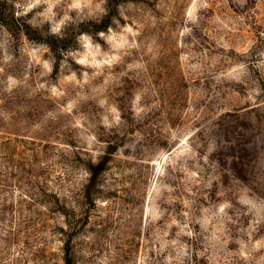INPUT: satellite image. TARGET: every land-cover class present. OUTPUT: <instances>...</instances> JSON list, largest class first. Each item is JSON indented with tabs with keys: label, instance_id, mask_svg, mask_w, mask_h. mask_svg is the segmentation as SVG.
<instances>
[{
	"label": "rangeland",
	"instance_id": "1",
	"mask_svg": "<svg viewBox=\"0 0 264 264\" xmlns=\"http://www.w3.org/2000/svg\"><path fill=\"white\" fill-rule=\"evenodd\" d=\"M0 264H264V0H0Z\"/></svg>",
	"mask_w": 264,
	"mask_h": 264
}]
</instances>
